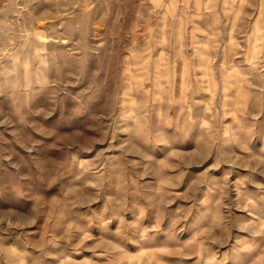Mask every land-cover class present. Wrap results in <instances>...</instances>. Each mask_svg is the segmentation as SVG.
<instances>
[{
  "label": "rangeland",
  "instance_id": "374dc122",
  "mask_svg": "<svg viewBox=\"0 0 264 264\" xmlns=\"http://www.w3.org/2000/svg\"><path fill=\"white\" fill-rule=\"evenodd\" d=\"M0 264H264V0H0Z\"/></svg>",
  "mask_w": 264,
  "mask_h": 264
}]
</instances>
